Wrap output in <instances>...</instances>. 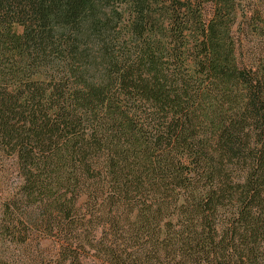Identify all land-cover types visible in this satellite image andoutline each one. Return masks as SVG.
<instances>
[{
  "label": "trees",
  "instance_id": "16d2710c",
  "mask_svg": "<svg viewBox=\"0 0 264 264\" xmlns=\"http://www.w3.org/2000/svg\"><path fill=\"white\" fill-rule=\"evenodd\" d=\"M264 264V0H0V264Z\"/></svg>",
  "mask_w": 264,
  "mask_h": 264
},
{
  "label": "rangeland",
  "instance_id": "374dc122",
  "mask_svg": "<svg viewBox=\"0 0 264 264\" xmlns=\"http://www.w3.org/2000/svg\"><path fill=\"white\" fill-rule=\"evenodd\" d=\"M91 264H100V263H98V262H95V263H91Z\"/></svg>",
  "mask_w": 264,
  "mask_h": 264
}]
</instances>
